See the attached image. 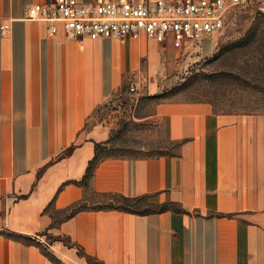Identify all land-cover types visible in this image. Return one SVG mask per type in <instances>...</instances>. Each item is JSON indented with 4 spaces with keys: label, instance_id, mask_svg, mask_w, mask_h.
<instances>
[{
    "label": "crops",
    "instance_id": "0c3cea01",
    "mask_svg": "<svg viewBox=\"0 0 264 264\" xmlns=\"http://www.w3.org/2000/svg\"><path fill=\"white\" fill-rule=\"evenodd\" d=\"M48 1L0 0V264H264V117L169 94L171 39L49 37ZM125 94L143 151L103 154Z\"/></svg>",
    "mask_w": 264,
    "mask_h": 264
},
{
    "label": "rangeland",
    "instance_id": "374dc122",
    "mask_svg": "<svg viewBox=\"0 0 264 264\" xmlns=\"http://www.w3.org/2000/svg\"><path fill=\"white\" fill-rule=\"evenodd\" d=\"M177 57V76L169 94L203 99L219 110L264 117V0H246L233 8L223 29L189 43ZM150 99H144L141 108L149 110ZM135 109L136 97L131 94L115 97L97 109L95 117L114 124L103 154L143 151V129L148 123L132 117Z\"/></svg>",
    "mask_w": 264,
    "mask_h": 264
},
{
    "label": "built area",
    "instance_id": "2783aa9c",
    "mask_svg": "<svg viewBox=\"0 0 264 264\" xmlns=\"http://www.w3.org/2000/svg\"><path fill=\"white\" fill-rule=\"evenodd\" d=\"M246 0H49L26 9V18L47 23V34H63L84 46L86 40L132 35L165 42L171 39L177 51L224 28L233 8ZM9 23L2 25L7 32ZM135 88L131 86L130 91Z\"/></svg>",
    "mask_w": 264,
    "mask_h": 264
},
{
    "label": "trees",
    "instance_id": "16d2710c",
    "mask_svg": "<svg viewBox=\"0 0 264 264\" xmlns=\"http://www.w3.org/2000/svg\"><path fill=\"white\" fill-rule=\"evenodd\" d=\"M99 147V145H98ZM98 159V155H96V157L94 158V160L91 161L89 167H88V170H87V173H86V176H85V179L89 178L91 173H92V170H93V166H94V163L95 161Z\"/></svg>",
    "mask_w": 264,
    "mask_h": 264
}]
</instances>
